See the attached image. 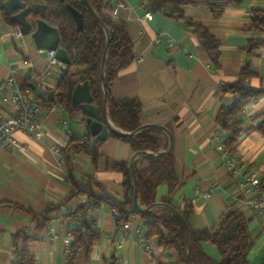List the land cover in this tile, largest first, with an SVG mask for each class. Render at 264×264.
<instances>
[{"label": "crops", "instance_id": "obj_1", "mask_svg": "<svg viewBox=\"0 0 264 264\" xmlns=\"http://www.w3.org/2000/svg\"><path fill=\"white\" fill-rule=\"evenodd\" d=\"M254 9L264 10V0H242L227 7L217 18L205 6L183 7L185 16L217 39L215 63L203 48L200 33L183 21L169 18L162 11L151 12V19H146L143 0H124V6L112 17L125 25L134 57L117 71L109 95L114 100L137 99L140 123L159 124L171 133L173 168L181 186L170 201L190 204L187 218L190 227H211L224 212L239 210L253 242L249 264H264V223L245 206L238 187L245 172H264V136L252 130L264 118V93L246 101L238 114L244 128L231 153L236 173L227 170L220 157L217 147L220 128L215 120L219 108L236 99L234 92L223 90L220 84L236 81L245 62L248 61L252 74L243 83L264 91V46L251 54L245 51L251 36L264 39V27L254 33L246 30ZM16 28L0 11V79L14 67L16 84L30 87L28 75L41 74L47 67L45 51L37 49L28 35L16 37ZM65 67L61 62L51 65L40 88L46 91L53 87ZM82 70L69 69L73 74ZM11 113L9 104L0 106L2 117ZM37 125L43 133L39 139L16 131L13 143L0 149V264H11L17 246L28 247L33 264H69L63 239L78 222L76 217L66 214L89 198V190L82 184L84 180L93 179L99 184H91V189L102 197L123 199L122 175L111 164L130 159L133 150L128 142L108 134L99 141L94 160L87 151H79L70 159L69 176L62 152L68 139L79 137L94 143L85 121L77 113L69 115L58 105L39 104ZM159 141V150L167 148L166 133L159 135ZM69 177L84 192L65 200L72 188ZM166 192L164 185L157 186L155 202ZM204 192H208L205 197ZM50 206H56L51 214L55 218L45 237L24 239V232L32 233L35 225L33 213H43ZM159 207L157 204L152 209ZM110 208L108 202L87 208L86 219L99 238L90 247L79 249L70 264H186L175 248L159 245L155 237L145 236L138 217H131L125 230L116 225ZM51 235L56 237L49 239ZM199 246L218 259L212 244L200 241Z\"/></svg>", "mask_w": 264, "mask_h": 264}, {"label": "trees", "instance_id": "obj_2", "mask_svg": "<svg viewBox=\"0 0 264 264\" xmlns=\"http://www.w3.org/2000/svg\"><path fill=\"white\" fill-rule=\"evenodd\" d=\"M145 8L150 12L162 11L165 16L175 20L183 21L193 31L200 33L202 46L209 58L217 63L218 41L210 34L206 28L193 22L183 13L184 6H205L212 17L221 16L229 6L238 5L242 0H143ZM46 5L45 18L49 23L55 24L59 31V46L65 49L69 58L70 65L66 66L60 74L53 87L46 88L44 98L37 92L38 104L45 106L58 105L69 115L77 113L81 121H85V115L77 105L71 102V91L78 81L87 79L93 102L100 107L103 91L99 78L101 56L104 51L105 43L108 40L105 61L103 66L104 81L107 89L106 113L111 121L121 130L126 132L135 131L140 125L138 113L140 104L137 99L114 100L109 95V87L121 68L133 61L132 42L129 38L125 25L121 21H116L110 14V0H88L91 8L103 22L102 26L95 20L87 8L84 0H40ZM66 4L78 10L82 15V28L78 29ZM5 20L16 27L17 25ZM250 23L246 30L254 33L264 27V10L254 9L251 11ZM264 46V39L251 36L245 51L251 54L255 49ZM82 68L80 72L69 71L70 68ZM248 61L241 68L239 77L236 81L224 85L223 90L232 91L236 94L235 101L229 106H221L216 114L215 120L222 133L221 143L223 147L232 153L240 131L244 128L239 112L245 102L256 98L264 91L247 87L243 79L250 76ZM27 86V84H25ZM29 86V85H28ZM24 87V86H23ZM252 130L264 136V118L256 123ZM163 131L147 127L131 135H118L109 133L111 136L128 142L133 152L148 150L156 154H139L133 161V169L137 183V200L141 207L155 204V190L157 186L164 185L167 189L158 205L159 209H152L150 213H143L136 210L132 202L133 182L128 161L112 162L113 170L122 175L121 187L123 193L122 200H110L102 197L99 193L93 192L91 184L99 186L93 179H87L82 184L89 190V198L86 202L77 207L74 211L66 214L77 219V226L69 229L71 234L70 251L67 253L68 263H72L76 253L83 247H90L99 238L97 230L86 219L87 208L97 207L101 202H108L111 207L116 208L122 215L121 222L128 221L131 217H138L143 227L144 233L148 237H155L159 245L173 247L177 250L179 258L186 264L187 250L190 242L189 254L192 264H249L248 254L252 247V239L247 230V223L239 210L231 209L219 217L216 224L211 227L191 228L188 223V214L191 210L189 203L182 205L171 203L173 193L181 186L173 168V155L171 151L159 150V135ZM97 143H88L79 137H70L66 146L63 148V158L69 176V161L79 151H87L94 160L97 151ZM264 173V172H263ZM71 190L65 200L76 194L83 193L79 183L72 177ZM168 205L172 206L183 218L181 221L177 214ZM156 206V205H155ZM56 206H50L43 213H33L35 225L32 233L24 232V239L38 240L45 237L46 230L50 222L55 218L51 214ZM64 216V215H63ZM200 241L212 244L217 252L218 259L215 260L207 255L199 246ZM34 257L28 247L17 246L15 258L11 264H33Z\"/></svg>", "mask_w": 264, "mask_h": 264}, {"label": "water", "instance_id": "obj_3", "mask_svg": "<svg viewBox=\"0 0 264 264\" xmlns=\"http://www.w3.org/2000/svg\"><path fill=\"white\" fill-rule=\"evenodd\" d=\"M63 1V0H61ZM87 8L91 12L92 16L95 18L99 24L103 25V22L100 20L95 11L91 8L88 0H84ZM0 8L3 13L8 17V20L15 23L19 28V31L22 36L28 35L32 42L34 43L37 49L45 51H54V57L61 62L62 64L68 66L70 65V58L62 47L59 46L60 36L57 26L49 23L45 18L46 5L40 2V0H0ZM66 8L72 14L75 24L78 29L82 28V15L75 8L66 4ZM108 40L105 43L104 51L101 56L99 78L101 82V88L103 91V98L100 107L93 102V97L90 91L89 82L87 79H82L75 83L71 91V102L74 105H77L80 111L85 115V123L88 126L89 133L92 137V141L97 143L104 140L109 133H114L118 135H131L138 130L152 127L159 129L167 134L169 138L168 146L165 152H169L172 148V136L169 130L159 124H141L135 131L126 132L120 128L113 126L106 114V101H107V89L104 81L103 75V66L105 61V55L107 50ZM30 87L34 89V84H31ZM45 89L39 90V96H45ZM139 154H156L148 150L136 151L133 152L130 159L128 160V166L132 176L133 182V192H132V202L133 206L139 212H152V208L157 205L159 202H156L153 205L147 207H141L138 204L137 200V183L136 177L133 169V159ZM174 212L177 214L178 218L181 221H184L182 216L170 205H168ZM190 242L188 244L187 250V261L188 264H192L191 257L189 254Z\"/></svg>", "mask_w": 264, "mask_h": 264}, {"label": "built area", "instance_id": "obj_4", "mask_svg": "<svg viewBox=\"0 0 264 264\" xmlns=\"http://www.w3.org/2000/svg\"><path fill=\"white\" fill-rule=\"evenodd\" d=\"M123 6L124 0H113L110 14L112 16L117 15L119 9ZM151 16L150 11L147 10L144 12V17L146 19H151ZM14 35L18 38L22 36L18 27L14 30ZM45 58L47 60L46 69L41 74L35 75L30 73L27 77L28 83L34 84V89L29 86L21 87L16 84L14 79L16 70L14 67L10 68L9 74L6 77L0 79V106L9 104L12 112L5 117L0 115V149L13 143V134L16 131H22L37 139L43 134L37 125L39 117L37 92L50 73V66L59 62L54 57V51L52 50L45 51ZM220 88H224V85L220 84ZM218 137L219 142L217 147L223 164L227 170L236 173L234 158L221 143V132H219ZM160 150H163V148ZM238 187L245 206L255 211L260 221L264 223V173H258L256 171L245 172ZM207 195L208 192L203 193L204 197ZM110 213L116 225H120L124 230L128 228L129 222H121L122 215L116 208L111 207ZM55 237V235L48 236L49 239H54ZM71 237L69 230H67L63 239V247L66 253L70 251Z\"/></svg>", "mask_w": 264, "mask_h": 264}]
</instances>
